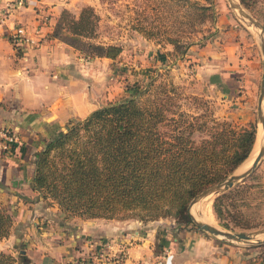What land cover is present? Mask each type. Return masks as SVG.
Wrapping results in <instances>:
<instances>
[{"label": "trees", "instance_id": "obj_1", "mask_svg": "<svg viewBox=\"0 0 264 264\" xmlns=\"http://www.w3.org/2000/svg\"><path fill=\"white\" fill-rule=\"evenodd\" d=\"M182 1L187 2L188 26L213 19V0ZM97 22L90 6L82 7L76 17L62 11L47 38L58 39L87 58L114 59L121 48L95 40ZM142 29L146 37L167 34ZM171 32L177 34L179 29ZM166 42L178 54L186 47L175 38L167 37ZM154 81L151 78L144 89L137 86L127 97L72 119L64 130L48 136L35 155L32 190L49 196L61 212L82 219L146 222L173 216L178 224H191L186 212L189 200L248 158L255 124L217 118L207 106L198 107L200 102L195 108L201 111L182 110L175 102V87ZM150 89L152 95L141 99L144 90ZM224 197L222 193L214 199L216 214ZM8 209L0 200V240L11 228ZM4 258L8 257L0 253V264Z\"/></svg>", "mask_w": 264, "mask_h": 264}, {"label": "rangeland", "instance_id": "obj_2", "mask_svg": "<svg viewBox=\"0 0 264 264\" xmlns=\"http://www.w3.org/2000/svg\"><path fill=\"white\" fill-rule=\"evenodd\" d=\"M58 1H61V3L56 14L54 16L49 14L44 21L40 19L43 22V26L50 27L47 29L43 39L52 40L47 38V34H49L52 25L55 24L57 17L62 11H66L71 16L76 17L82 7L90 6L98 16L97 37L95 40L102 43L115 44L121 48L120 53L114 59L106 57L87 58L67 45L74 51L77 59L80 60L79 62L83 64H86L85 62L92 63L91 71L95 75V83L98 85L97 93H100L104 86V93L107 94L109 92L110 96H105L107 98L103 99L101 106L121 97H127L134 93L137 86L144 89L143 86L151 78L155 79V84L162 81L169 82L175 87V102L180 105L182 110L191 113L201 111L200 108H195L196 103L200 102L198 107L207 106L213 116L217 118H225L239 125H244L248 122L254 123L256 128L254 146L252 145L253 148H251L249 156L247 155L248 158L246 157L247 159L245 158L246 160L244 159L245 161L243 160L244 162L242 161L243 163L239 164L240 167L237 170L246 165L252 156L254 158L261 135L260 125L256 121V99L262 71V57L255 28L240 19L227 0H213V19L205 18L201 22L195 21L192 26L187 24V2L182 0L178 3L175 0ZM236 1L264 29V0H244L242 3L240 0ZM52 5L55 6L54 3ZM45 6L44 10L47 13L50 5L45 4ZM177 7L178 10H176ZM41 8H39V11ZM49 17H52V19H49ZM142 28L165 30L167 34L163 37H146L141 31L143 30ZM174 28L179 29L177 34L171 32ZM167 37L175 38L181 45H185L184 52L178 54L173 51V46L166 42ZM55 40L61 42L58 39ZM223 54L229 55V58L233 56L235 58L238 57V59L244 58V66L235 64L233 70H231L233 75L237 74L236 69L238 67L240 69L244 67L247 70L244 80L248 79L243 81L241 91L235 92V94L240 95L238 99H235V97L231 99V94L234 92L228 91L226 95V92L222 91L220 79L222 69L220 63L224 61L225 56ZM88 66L91 67L90 65ZM152 93L153 90L151 89L144 90L141 99L144 100L150 97ZM187 95L197 97L200 101L193 102L192 99L186 97ZM235 169L218 182L231 173L236 172L237 170ZM35 193L43 201L42 204L45 207H51L49 213L36 216L37 221L36 223L33 222L34 224L32 222L29 223L28 219L26 224H20V226H22V229H26L25 232L28 229L34 232H49V234L56 232V234L60 235V240L64 239L62 243H69L75 239L81 240L84 250L80 251L81 253L79 254H69L67 256L69 260H67L66 264H122L127 252L126 248L136 247L141 237L147 238L154 228L152 226L157 225V221L161 223L160 225L164 222L165 226L161 227L163 229L168 227L169 224L172 227H176L178 232L191 228L219 241L221 244L243 250H253L256 253H260V255L264 254V243L256 246H247L243 242L228 241L219 236L203 232L192 223L188 225L178 224V221L173 216L146 222L133 218L124 219L123 221H128L127 225L129 227L127 229L130 233H128V240L123 242L119 240L118 236L94 239L80 236L79 238L75 233L78 230L75 221L80 217L61 212L58 205L49 196H42L41 191H35ZM222 193L226 197L221 200V212L216 214L214 211V199ZM222 193L213 195L211 199H206V201L210 202L211 225L232 232H254L263 229L264 156L250 175L236 182L231 188ZM27 202L29 201H24L22 207H27ZM30 207L31 205H29ZM16 208L17 206L14 205L12 209H8L12 218L9 234L17 225L14 218L18 212ZM107 220L112 221L115 219ZM223 222L228 223V228L221 225ZM20 228L17 226L16 231H19ZM60 230H64L67 235L60 234ZM154 230L156 229L154 228ZM134 232L138 234L137 237ZM148 238H152V235ZM258 238L261 239L260 236ZM18 244L19 248L28 249L29 243L26 242L22 245L19 241ZM76 247L77 244L69 246L70 249H76ZM17 248L0 252L8 257L4 258V263L2 264H25L22 262ZM29 249L32 250L33 247ZM32 258L38 259L35 254Z\"/></svg>", "mask_w": 264, "mask_h": 264}, {"label": "crops", "instance_id": "obj_3", "mask_svg": "<svg viewBox=\"0 0 264 264\" xmlns=\"http://www.w3.org/2000/svg\"><path fill=\"white\" fill-rule=\"evenodd\" d=\"M5 1L9 0H0V8ZM60 3L58 0H30L26 7L14 11L6 24L12 20L21 23L28 32L38 30L45 37L50 27L42 25L39 8L50 5L47 12L54 16ZM3 28L0 26V127L12 128L19 142L13 144L9 152L0 155V200L9 209L16 205L18 211L14 217L17 225L7 238L0 240V252L18 247L17 251L25 264H66L69 254H79L84 250L81 240L62 243L64 239L60 240L56 232L49 234L29 229L25 232L26 229L20 226L26 224L28 219L29 223H36V216L49 213L51 208L45 207L31 188L35 155L48 136L64 130L72 119L82 118L100 107L103 99L107 98L105 96L110 94L104 93L105 86L97 93L92 63L79 62L74 51L64 43L43 39L38 46L27 47L17 53L6 40ZM223 55L224 61L220 63L222 91L226 95L232 91L231 99H238L240 95L235 92H240L243 81L248 79L244 80L247 70L238 67L235 75L231 70L235 64L244 66V58ZM22 199L29 201L25 208L22 207ZM127 222L78 218L75 233L79 238L85 236L88 239L118 236L123 242L128 240L130 233ZM163 223L160 225L157 221L159 226L153 225L152 228L156 230L153 228L147 238L141 237L136 247L126 248L122 264H264V254L221 244L191 228L178 232L176 227L169 224L163 229ZM17 226L21 227L19 231H16ZM59 233L67 235L64 230ZM134 235L138 236L136 232ZM19 241L22 245L29 243L28 249L19 248ZM76 244V249L69 248ZM20 250H23V254H20ZM34 254L38 259L32 258Z\"/></svg>", "mask_w": 264, "mask_h": 264}, {"label": "water", "instance_id": "obj_4", "mask_svg": "<svg viewBox=\"0 0 264 264\" xmlns=\"http://www.w3.org/2000/svg\"><path fill=\"white\" fill-rule=\"evenodd\" d=\"M230 7L237 12L240 19L244 20L248 25L252 26L256 30V35L258 39V44L260 46V53L262 57V71L259 80V89L256 99V121L260 124L261 135L258 140L257 152L251 162V164L239 173H231L222 181L208 186L199 193H197L188 203L186 212L190 217L191 223L198 229L208 234L219 236L225 240L232 242H243L247 246H256L264 243V228L254 231V232H232L228 230H223L221 228L215 227L204 221L195 219V217L190 213L191 206L198 203L201 199L213 194H219L227 189L231 188L236 182L243 180L254 170L258 162L264 156V114L262 110V102L264 100V29L261 24L254 20L236 0H227ZM261 237L259 239L258 237ZM20 254H23V250H20Z\"/></svg>", "mask_w": 264, "mask_h": 264}, {"label": "built area", "instance_id": "obj_5", "mask_svg": "<svg viewBox=\"0 0 264 264\" xmlns=\"http://www.w3.org/2000/svg\"><path fill=\"white\" fill-rule=\"evenodd\" d=\"M30 0H9L5 1L0 8V26L4 27V35L10 46L15 52H18L24 48H34L43 40L44 36L40 34L38 30L28 32L27 29L21 23H15L10 20L9 24H6L9 17L18 8L26 7ZM40 19L45 20L48 18V12L41 8ZM19 138L17 133L10 127H0V155L10 151L13 144H17ZM162 264V262H159ZM165 264V262H163Z\"/></svg>", "mask_w": 264, "mask_h": 264}, {"label": "bare ground", "instance_id": "obj_6", "mask_svg": "<svg viewBox=\"0 0 264 264\" xmlns=\"http://www.w3.org/2000/svg\"><path fill=\"white\" fill-rule=\"evenodd\" d=\"M262 110H263V114H264V100L262 102ZM260 132H261V129H260ZM256 147H257V145H256ZM255 154H256V151H255ZM252 160H253V156L250 158V161L246 165H244L242 168L237 170L238 172L236 171L234 173H239V172L243 171L244 169H246L251 164ZM212 196H213V194L201 199L198 203H196L195 205L191 206L190 213L195 217V219L200 220V221H204L206 223L211 224V220H210V212H211L210 211V202L206 201V199L207 198L211 199Z\"/></svg>", "mask_w": 264, "mask_h": 264}]
</instances>
